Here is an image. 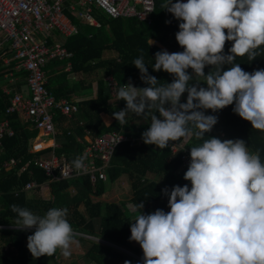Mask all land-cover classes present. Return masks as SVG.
<instances>
[{
  "label": "clouds",
  "instance_id": "clouds-1",
  "mask_svg": "<svg viewBox=\"0 0 264 264\" xmlns=\"http://www.w3.org/2000/svg\"><path fill=\"white\" fill-rule=\"evenodd\" d=\"M161 7L180 21L176 40L184 50L156 52L153 68L174 79L159 84L149 74L141 50L133 64L148 86L128 83L119 88L116 95L126 101V108L112 115L121 126L128 123L129 113L150 119L142 140L159 149L181 139L198 143L191 147L184 174L191 188L185 184L162 189L170 211L138 213L130 223V240L140 244L143 264H264L260 153L251 152L243 139L205 138L218 123L206 110L217 112L233 104L234 113L264 132V69L250 73L236 63L237 57L252 62L262 54L264 0H164ZM228 41L232 47L225 54ZM225 65L230 67L224 70ZM206 66H212L207 74ZM201 81L207 87L200 86ZM185 92L187 102L181 103ZM85 159L78 156L65 167L81 174L87 171ZM138 209H144L143 202L133 207ZM11 210L17 217L15 228L35 229L27 237L34 258L52 257L57 250L65 258L71 256L76 233L67 208H50L43 216L15 204Z\"/></svg>",
  "mask_w": 264,
  "mask_h": 264
},
{
  "label": "trees",
  "instance_id": "trees-1",
  "mask_svg": "<svg viewBox=\"0 0 264 264\" xmlns=\"http://www.w3.org/2000/svg\"><path fill=\"white\" fill-rule=\"evenodd\" d=\"M173 2L176 1L173 0ZM162 3L164 0H156V9L151 24L140 22L137 18L111 19L103 15L98 17L102 22L101 27L96 28L78 24L73 20L78 27V33L66 43L67 49L73 53V73L103 71L102 76L96 81L95 99L85 100L87 97L82 95L86 89L82 86L81 81H72L71 84H66V77H64L66 74L63 77L53 76L52 72L60 64L58 61L50 62L46 68L48 74H51L47 87L57 99H67L71 102L74 95L82 99V101L74 99L79 112L71 118L60 113L55 116L57 133L61 132L67 138V142L56 149L57 155L60 157L64 155L68 161L72 162L84 150L85 143L82 144L78 139L82 138L85 133L91 138L112 131L125 133L130 137V140L117 147L111 160V166L106 170V173H108L111 184L115 183L124 174L123 172L127 173L133 192L132 203L134 206H138L140 202H143L144 209L131 212L125 203L93 201L92 196L101 197L106 192V187L101 181L91 185L88 176H84L78 181H58L48 184L49 176L36 165L35 161L48 158L54 149L48 148L40 152L31 151L38 131L30 130V122L24 123L18 114H14L9 119L15 133L13 136L5 135L1 141L0 151V226L4 227L0 229V264H58V250L52 257L34 258L32 256L27 247V237L32 235L35 229L25 231L14 227L13 224L17 217L16 213L11 210L13 204L26 207L41 216L50 208H67V219L75 233L100 241H89L83 236L75 235V239H79L78 241L90 242V247L84 257L91 264H125L126 261H129L130 264H143L140 261V259L143 260V250L134 248L130 240V223L138 213L148 214L156 209L170 211L169 197L162 192L165 187L171 189L176 185L187 184L191 188V182L184 179V174L188 169L182 164L184 151L180 150L174 154L170 146L171 143L183 144L185 139L170 142L165 149L145 144L142 140L143 132L133 133L130 131L129 123L136 120V114L129 113L128 123L124 126H121L113 117V112L126 108V101L121 103L120 109L110 105L112 97L108 82L105 81L106 77H114L120 88L128 83L140 88L147 87L148 85L140 79L139 69L133 64V61L140 57L141 50H143V58L149 74L155 76L159 80V84L173 81L172 74L163 70L155 71L153 68L156 52L164 49L170 53L184 50L176 40L180 21L161 7ZM166 21H171V23H166ZM151 42H156V44L153 45ZM231 47L232 42H226L225 54H229ZM261 49L262 54L254 61L250 62L247 56H244L237 57L236 63H239L243 70L250 73L257 69H264V46H261ZM110 53H117L118 56L109 58ZM229 67L230 65H225L224 70ZM211 70L212 66H206L205 74ZM188 72L192 74L193 70L188 69ZM55 82L66 85L53 87L52 90L49 84L55 85ZM200 86L207 87L203 81L200 82ZM87 90L91 91V87H87ZM187 95V92L182 95L181 103L187 102ZM10 99L11 96L0 93V122L6 118L5 112L10 106ZM113 102L118 104L114 99ZM234 106V104L227 106L217 112L206 110L207 115L218 117L215 127L223 137L211 131L205 134V138L243 139L251 152L259 151L261 161L264 162V132L254 129L249 121L234 113ZM103 115L109 116L112 122L105 124L102 120ZM156 115L158 118H162L159 117V113ZM144 120L150 122V119L146 117ZM39 141L36 145L39 144ZM197 143L194 139L189 138L184 145L191 150V147ZM12 160H15L16 164L7 167ZM99 162L100 160H98ZM151 174L154 177H161V180H154ZM32 181L38 185L32 190L33 192L48 186L54 200L42 199L35 195L30 196V191H27L26 188ZM73 186H79L81 190L77 196L68 199L69 189ZM81 204L85 205L87 217L79 210ZM101 242L112 245H105ZM127 251H131L133 256L129 255ZM66 264L76 263L73 261Z\"/></svg>",
  "mask_w": 264,
  "mask_h": 264
},
{
  "label": "built area",
  "instance_id": "built-area-1",
  "mask_svg": "<svg viewBox=\"0 0 264 264\" xmlns=\"http://www.w3.org/2000/svg\"><path fill=\"white\" fill-rule=\"evenodd\" d=\"M177 2V0H174ZM187 2V0H181ZM156 0H0V64L10 65L16 62V68L27 72L28 93L14 94L10 106L5 112L6 118L0 123L1 141L5 135L13 136L9 117L14 114L25 117L38 131V138L57 137L55 116L60 113L68 118L79 112L78 105L65 99H57L48 87L47 65L52 61L67 62L66 71L72 69L73 53L66 47L70 37L78 33V24L100 28L103 15L111 19L137 18L140 22H153ZM111 97L117 101L120 88L114 77H106ZM123 132L112 131L90 138L79 156L86 157L87 171L76 174L66 156L60 157L53 150L48 158L36 160V165L49 176V183L58 181H78L88 176L91 185L108 179L106 170L117 147L129 141ZM33 152L48 149L35 148ZM42 142H39V144ZM173 153L183 150V166L189 167L190 151L183 144L171 143ZM53 149L56 146L52 147ZM98 160L100 162L98 163ZM16 164L12 160L7 167ZM62 168L65 175H61ZM26 169V168H25ZM38 185L28 183L26 190L32 191ZM4 228L0 226V229ZM6 228V227H5Z\"/></svg>",
  "mask_w": 264,
  "mask_h": 264
},
{
  "label": "rangeland",
  "instance_id": "rangeland-1",
  "mask_svg": "<svg viewBox=\"0 0 264 264\" xmlns=\"http://www.w3.org/2000/svg\"><path fill=\"white\" fill-rule=\"evenodd\" d=\"M151 44L154 45V44H156V42H151ZM106 55H108V54H106ZM116 56H118L117 53L116 54L115 53H110V55L108 57L109 58H113V57H116ZM108 57H106V58H108ZM102 72H103L102 70H96V71L91 72V73H83V74L73 73L69 78H71L73 80H76V81H81V84H83L85 89H87L88 86L94 84V89H95V82L102 76ZM63 75L64 74H62L60 76L63 77ZM48 80H50V79L48 78ZM71 83H72V81H71ZM86 94L88 96H91V95H89V91ZM93 99H95V98H93ZM117 100H118V98H117ZM71 101L75 102V100H71ZM123 101L124 100H118V104H115L113 102V98H112V100L109 102V104L112 105L113 107H117L118 109H120L121 103ZM149 126H150V122L147 121V120H144V116H138V115H137L135 121L132 120L129 123L130 131H132L133 133H135V132H139V133L140 132H144V131H146V129H148ZM217 130H218L217 127L214 126L213 129H212V132H214L215 134H218L221 137H223V135L221 133H219ZM41 138H47L48 140L52 139L51 136H49V137H41ZM188 139H185L184 143ZM225 139H228V138H225ZM123 173L124 174H122L119 177V179L113 184H111L109 182V179H106V181L104 182L105 187H106V192L104 194H102L101 197H99V198L92 196V200L93 201L100 200V201H102V203H106V202H115L117 204L125 203L127 208H128V210L131 211V212H134L133 211L134 204L132 203L133 192H132V187H131V181L129 180V177L127 176V173H125V172H123ZM151 175H152V177H154L153 174H151ZM154 180L160 181L161 177H154ZM75 187L73 186L72 188L69 189L70 193L67 196L68 199L71 198V197L77 196L78 192H80L81 187H79V186H77L76 188ZM29 195L30 196L35 195V196H37L39 198H42V199H53L54 200V196L51 194V190H50V188L48 186H45L42 189L37 190V191L35 190L34 192L30 191ZM79 210L86 217L88 216L84 204H81L79 206ZM76 235H80L81 237L83 236L81 234H76ZM83 237L86 240H89V241L100 242L99 240H96L95 238L86 237L85 235ZM78 240L79 239H75V242L73 243V245L71 247V256L70 257L65 258L63 255H61L60 251L58 250V252H57V256H58L57 263L58 264L72 263L73 261L76 264H91L84 257L85 253L87 252L88 248L90 247V242H86V241H82V240L78 241ZM101 243L105 244V245H109V246L112 245L111 243H106V242H101ZM132 246L134 248H141L140 244L135 242V241H132ZM122 250H124V249H122ZM127 253L129 255L131 254L133 256V253L131 251H127ZM140 261L143 263L142 259H140Z\"/></svg>",
  "mask_w": 264,
  "mask_h": 264
},
{
  "label": "crops",
  "instance_id": "crops-1",
  "mask_svg": "<svg viewBox=\"0 0 264 264\" xmlns=\"http://www.w3.org/2000/svg\"><path fill=\"white\" fill-rule=\"evenodd\" d=\"M70 38H72V37H70ZM69 39H68V41H69ZM59 63L60 64H58L55 67L54 71L52 72V73H54L53 76L66 74L65 75L66 80H67V81L65 80L66 84H71V81H73V82L76 81V80H73V79L69 78L73 74V64L71 65L72 69L70 71H66L65 68L67 66V62H59ZM50 75L47 72V76H48L49 79H50V77H49ZM26 77H27V72L24 71V70H19L18 68H16V62L15 61L10 63L9 66L8 65H4V64L3 65L0 64V93H4L7 96H11L10 104H11V100H12L14 94H16L18 92H22L23 94L28 93ZM55 83H56L55 85L49 84L52 90H53V87H58L59 85H63V86L66 85L65 83H60V82H55ZM83 87H82V89H83ZM88 87H91V91H89V95H91V96L89 97L86 94V93H88V90L86 89V91H84V94L82 95V96L87 97V98H85V100L86 99L87 100L88 99H93V98L96 97V82H95V89H94V84H92V85H90ZM72 99L73 100L75 99L77 101H82V99L79 98V96H75V95L71 98V100ZM65 100H67V99H65ZM19 117L21 118L22 122L27 123V124L29 123V121L25 117H22V116H19ZM102 120H103V122L105 124H109V123L112 122L111 118L109 116H105V115L102 116ZM11 127H12V123H11ZM29 129L30 130H35L33 128V126L31 125V123H30ZM37 138H38V134H37L36 139ZM90 138L91 137L86 135V133H85V135L82 138L79 137L78 140L82 144L85 143L84 144L85 145L84 148H85L87 146L86 143H88ZM36 139L34 140V143H35ZM38 140H40L39 142H44V143H40V144L36 145L35 148L44 149V148H52L53 146H56V148H54L55 152H56V149H58V147L60 145L65 144L67 142L66 136L62 135L61 132L57 133V137L54 140L53 139H49V140L48 139H40V138ZM37 141H36V143H37Z\"/></svg>",
  "mask_w": 264,
  "mask_h": 264
}]
</instances>
